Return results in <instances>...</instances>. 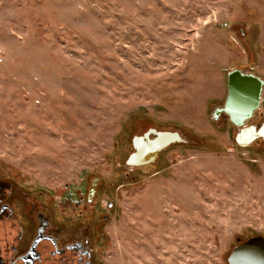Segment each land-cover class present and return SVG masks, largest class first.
<instances>
[{"label": "rangeland", "instance_id": "1", "mask_svg": "<svg viewBox=\"0 0 264 264\" xmlns=\"http://www.w3.org/2000/svg\"><path fill=\"white\" fill-rule=\"evenodd\" d=\"M232 68L264 78V0H0V176L75 235L97 178V264H227L237 238H264V142L211 119ZM148 127L202 144L125 169Z\"/></svg>", "mask_w": 264, "mask_h": 264}, {"label": "flooded vegetation", "instance_id": "2", "mask_svg": "<svg viewBox=\"0 0 264 264\" xmlns=\"http://www.w3.org/2000/svg\"><path fill=\"white\" fill-rule=\"evenodd\" d=\"M154 163L134 168H148ZM123 167L129 170L124 164ZM88 190L89 186L77 197L75 204L80 205L77 217L91 218L84 225L78 224L85 232L75 235V228L67 230L65 215L54 210L41 192L0 176V264H97L99 230L94 208L97 187L90 198Z\"/></svg>", "mask_w": 264, "mask_h": 264}, {"label": "water", "instance_id": "3", "mask_svg": "<svg viewBox=\"0 0 264 264\" xmlns=\"http://www.w3.org/2000/svg\"><path fill=\"white\" fill-rule=\"evenodd\" d=\"M226 95L221 105L212 108L216 117L223 113L231 125L238 130L234 141L238 146L247 147L256 140L264 142V119L258 125L248 124L251 117L257 115L264 90V78L251 71L232 68L226 74ZM262 114H260V117ZM213 111L211 119L216 120ZM192 139L185 137L177 129H155L148 127L140 135L131 138L132 150L127 155L124 166L131 169L154 163L163 148L176 144H190ZM98 179L91 180L88 197L96 190ZM236 245L227 254V264H264V238L261 235H250L244 241L236 239Z\"/></svg>", "mask_w": 264, "mask_h": 264}, {"label": "trees", "instance_id": "4", "mask_svg": "<svg viewBox=\"0 0 264 264\" xmlns=\"http://www.w3.org/2000/svg\"><path fill=\"white\" fill-rule=\"evenodd\" d=\"M190 139H192L193 140V143L192 144H194V145H200V144H202V141H200V140H198V139H193L192 137H190Z\"/></svg>", "mask_w": 264, "mask_h": 264}]
</instances>
